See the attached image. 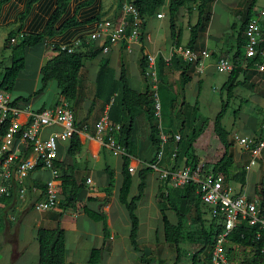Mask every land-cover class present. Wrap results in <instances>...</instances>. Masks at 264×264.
<instances>
[{
	"label": "crops",
	"instance_id": "obj_1",
	"mask_svg": "<svg viewBox=\"0 0 264 264\" xmlns=\"http://www.w3.org/2000/svg\"><path fill=\"white\" fill-rule=\"evenodd\" d=\"M119 2L120 0H71L66 11L54 23V29L57 32L42 43L25 48V67L19 73L14 90L10 93L11 99L15 101L17 107L21 110L17 118L18 122L25 123L31 112H38L66 99L61 96V90L56 80L50 81L40 94L35 95L42 87V66L56 56L57 52L54 46L68 45L74 52L83 53H88L89 48H92V46H102V41L93 42L90 37L97 32L100 24L111 28L118 25L123 17L122 12H118ZM125 2L126 0H123V6ZM169 2L170 0H166V5L158 11V13L162 12L164 14V18L159 19L157 14L147 18L143 43L128 44L127 42H121L116 46H110L108 53L102 52L96 57L86 59L84 68L80 73L79 97L76 101L66 99L72 105L75 125L82 143V151L79 155L70 157L67 155L69 140L59 139L58 141L57 163H62L65 168H73V175L82 186L77 202L73 206L65 207L62 205L64 199L60 194L61 204L59 203L57 208L45 212L35 211L34 204L44 197L46 183L51 179V172L42 168L33 171L26 179V192L24 194L15 191L14 195L10 197L11 202L8 204L2 202L3 196H0V264H38L39 242L37 233L41 227L45 229L61 227L65 230L66 261L75 264L86 262L92 248H101L104 245L105 225L109 237L101 264H147L145 257L150 254L148 245L155 244L158 238L163 239L165 242L164 222L161 212L163 207L161 208L158 200L160 194L168 192L169 189L166 183L161 180L159 172L153 170L147 175L145 193L137 203L136 214L139 219L137 241L141 252L135 250L132 246L130 240L132 223L125 205L119 199L120 188L123 183L124 155L110 149L95 137L96 125L100 120L99 109L103 108L105 113L108 112L109 107L102 106L100 102L95 103L94 93L97 73L105 60L110 61V66L116 71L117 76L121 72L123 62L127 67L131 87L136 90H143L145 81L139 69L142 47L145 55L156 57L158 65L162 63H160L162 58L166 63V69H171V73L163 78L165 87L166 85L173 87V81L181 78L182 68L174 63V57L177 56L179 50H186L185 48L191 36V34L188 35V32L191 33V26L196 24L197 14L188 16L186 26H184L185 18L181 15L189 7L180 8L176 20L177 31L181 37L180 47L177 48L172 40L171 30L170 42L164 41V45H162L159 43V34L162 33L161 30H164L166 19H169L170 26ZM57 8V0H0V81L3 79L5 70L12 64V48L25 36L40 35L46 32ZM187 12L192 13L190 10ZM254 16H260L264 21V6L258 8L256 5ZM71 20H75V22L65 27ZM239 20L240 30L243 24L242 17ZM211 29L212 25H209L204 36L202 35L203 41H201V38L199 40V46L202 45V48L204 47V50H206L201 61V64H203L201 70L204 71L202 75L209 73L215 66L214 63L210 62L207 52L214 54V57L217 54L220 56L228 53L235 56L237 53V50L233 51L231 47H228V40L225 37L219 38L213 35ZM239 33L240 31L236 37L237 48ZM10 35H13L16 43L9 42ZM242 39L246 43L245 34H243ZM124 44H127L126 48ZM244 46L240 57L237 58L242 67H239L241 73L237 79L239 85L236 89L244 87L252 92L249 99L243 102H245V110L249 111L251 109L247 108L248 105L254 104L253 113L248 117H242L240 126L235 131L223 125L230 132L228 135L229 155L233 162L232 176H234L230 182L237 194L243 193L249 197H255L258 196L257 187L261 184L264 186V150L260 158L254 164H251V154L244 150L238 138H264V63L247 65L246 68L243 63L245 58ZM206 62L208 63L206 64ZM129 64L133 66L132 74L130 73ZM261 65L263 69L259 67ZM187 74L192 77V80L186 86L185 93L183 92L185 95L181 104L189 96L190 88L194 94L196 87L199 88L203 81L201 75L197 76L189 71ZM228 74L230 76L231 73ZM91 87H93L92 92ZM26 98H28L27 101L24 100ZM166 99V96L163 97L164 103ZM243 102L239 109L241 113L244 108ZM188 104L192 106L190 103ZM258 106L262 107L257 108ZM56 130H59V127L46 128L45 135ZM162 135L163 132H161ZM166 137L168 141L171 135ZM166 142L162 144V147L167 149L164 156L169 158L174 146L166 144ZM134 144L135 155L131 157L130 165L135 166L136 171L135 173L130 172L132 175L130 198L138 194L140 183L138 172L142 168L151 165L149 163L153 159L150 127L145 113H141L137 117ZM220 145L222 156L224 147L221 142ZM195 146L197 145L195 144ZM21 147V143L17 142L14 149ZM161 167L168 168L164 163V157ZM107 168L113 170L115 174L114 186L110 189V193H107L110 182ZM241 176L242 180L240 181ZM147 197L149 199L148 205L144 201L140 207L141 202L144 199L146 200ZM86 210L103 214L105 222L91 219L86 214ZM165 213L173 224L177 222L173 210L165 209ZM172 214L174 215L173 219ZM143 253L145 254L144 258L142 257ZM142 258L144 261H142ZM181 261L180 259L177 264Z\"/></svg>",
	"mask_w": 264,
	"mask_h": 264
},
{
	"label": "trees",
	"instance_id": "obj_2",
	"mask_svg": "<svg viewBox=\"0 0 264 264\" xmlns=\"http://www.w3.org/2000/svg\"><path fill=\"white\" fill-rule=\"evenodd\" d=\"M190 0H170V30L171 38L175 42L176 47H180L181 37L177 31V14L180 8L185 7ZM198 4L196 6L197 10V22L195 25L191 26V36L190 40L186 46V50H189L195 54L199 51V40L203 34L207 31L211 19L213 4L217 0H196ZM71 0H57V10L48 26L46 32L40 35H29L21 39V41L13 47V61L9 68L4 72L3 79L0 81V89H4L8 93H12L14 90L16 80L19 73L25 67L24 57H17L19 53H23L25 48L34 47L42 43L45 39L53 36L57 31L54 29V23L57 19L66 11ZM258 0H249L247 6L246 18L240 27V33L238 36V48L237 53L234 56V61L239 63L237 58L240 57L242 53L243 46L245 44L244 39H242L243 34L247 30L250 20L254 17L255 8ZM120 9L123 6V0H120ZM133 5L137 8L140 19V43H143L146 34V20L158 14V11L166 5V0H133ZM187 11L190 8H186ZM75 20L68 22L65 27L73 24ZM13 39V35H10L9 42ZM57 52L56 56L48 60L41 68L42 87L35 93V95L40 94L52 80L58 82L59 88L61 90V96L71 100L76 101L79 97L80 90V73L84 68L85 61L87 58L96 57L98 54L103 52V46H92L89 48L88 53L75 51L69 53L67 51H62L59 47L54 48ZM201 58L198 57L199 63ZM258 60H251L248 66L253 65ZM162 62V63H161ZM159 67V77L161 83L163 84V78L165 76L166 63L161 58ZM174 63L178 64L182 68L181 80H182V91L185 93V88L189 82H191L192 77L188 75V69L192 67L189 63L184 67L178 56L175 55ZM182 63V64H181ZM148 56L144 54L143 47L141 48V57L139 60L140 74L145 81V87L143 90L133 89L130 85L128 78V71L126 65L122 62L121 72L119 76L116 75V71L110 66V61L105 60L100 66L97 73L95 81V93L94 102H100L102 106H108V115L112 124H118L121 126V138L120 141L124 145L126 150V155L123 157V168L122 176L123 183L120 188L119 199L120 202L125 205L130 220L132 223L130 240L132 246L135 250L140 251L139 244L137 241L138 231H139V219L136 214L137 203L142 199L145 189L147 187V175L153 172V168L146 166L138 172L139 185L138 194L130 198V191L132 185V175L129 171V165L131 162V157L135 155V133L137 129V117L141 113H145L150 127V141L153 148V159L149 164H154L157 161L159 153L162 151V138H161V127L156 122L154 103L155 100L151 95L152 85L149 83V79L146 76L148 70ZM241 73L240 68L234 69L230 74L228 81L223 86V89L228 93V102H224L221 111L217 114L213 121V130L219 141L224 147V152L220 159L216 162L214 166L213 173H223L229 180H232L233 162L229 155V142L228 135L229 130L223 125V118L226 115L229 108V100L234 96V90L239 85L237 79ZM201 84L199 85V88ZM25 101L28 98L24 99ZM189 105L187 101L184 100L182 107ZM199 102L195 103L193 110L195 113L198 111ZM178 116L182 119V127L185 126V117L182 112H178ZM8 124L0 132V137L5 135ZM208 126V122H204L202 127L197 130L194 129L190 139L187 141V152L190 154L186 158V164L190 168L195 170L200 162L199 156L197 155L195 142L204 133ZM1 145V141H0ZM182 148L181 140L178 141L176 146V152L173 153L174 160L177 161L178 151ZM30 150V149H29ZM82 151V143L80 141L79 135L75 133L69 140L67 155L70 157H75L79 155ZM56 167L61 171V196L64 201L62 204L65 207L73 206L79 197L81 191V184L73 175V168L67 167L62 163H55ZM188 167V166H187ZM176 170V169H172ZM107 172L110 178L109 186L107 188V193H110V189L114 186L115 174L110 168H107ZM242 176L240 177V181ZM199 185L195 182H191L188 186L181 189H172L168 192H162L159 197L166 199L168 207L162 208V216L164 222V237L165 242L172 246L177 255V264L182 257V247L181 245L186 241H191L192 243H198L201 248L192 256L191 264H200V257L203 259H209V252L212 249L214 240L221 231V224L217 219L206 218L209 214L208 208L203 204L200 193L198 192ZM46 189V188H45ZM175 190V191H174ZM258 197L261 199L262 205L264 206V186L261 184L257 187ZM2 202L8 204L11 202V198L3 197ZM190 207L194 215V223L196 230L190 232L187 230V212L185 208ZM165 209H171L175 212L177 222L173 224L167 217ZM86 214L95 221L105 222V216L103 214L95 213L90 210H86ZM258 230L256 227H251L247 222L241 221L237 224L236 229L229 236L228 250L231 252L234 248L241 247L243 250H248L253 256H248L242 260H238V255L234 254V260L240 264H264V233L262 232L261 238H258ZM105 242L101 248H94L90 251L88 259L82 264H101L103 261V255L105 251V246L107 239L109 237V232L107 226L104 228ZM37 238L39 242V262L38 264H75L66 261V232L61 227L56 229H45L39 228L37 233ZM246 254V253H245ZM143 258L145 254H142ZM142 258V261L144 259ZM205 262V261H204Z\"/></svg>",
	"mask_w": 264,
	"mask_h": 264
},
{
	"label": "built area",
	"instance_id": "obj_3",
	"mask_svg": "<svg viewBox=\"0 0 264 264\" xmlns=\"http://www.w3.org/2000/svg\"><path fill=\"white\" fill-rule=\"evenodd\" d=\"M159 19L164 14H157ZM141 19L133 0H126L123 6V17L115 27H107L100 24L97 32L93 33L90 40L102 41L103 52L108 53L110 46H116L121 42L139 43ZM246 43L245 67L248 60H258L264 63V24L260 16H254L245 31ZM16 43V39H11ZM62 51L73 53L68 45L54 46ZM177 56L187 62H197L198 57L189 50H179ZM148 70L146 76L152 84L151 95L155 100V116L162 115V102L159 95L158 65L156 57L148 56ZM239 62V60H238ZM242 67L230 59H220L216 64L219 73H232L234 69ZM263 69V66H259ZM247 68V67H246ZM21 110L17 107L10 93L0 89V132L8 124L5 135L0 137V196L10 198L15 191L20 194L26 192L25 181L31 173L38 168L47 169L51 172V179L46 183L44 197L34 204L37 212L50 211L58 207L61 194V171L56 167L59 154V139L70 140L75 133H79L74 120L72 105L63 99L54 106L44 108L38 112H31L25 123L17 121ZM59 127V130L45 135L46 128ZM95 137L110 149L126 155L122 145L121 126L112 124L108 112L100 118L96 125ZM162 144L167 141L165 135L161 136ZM178 141L180 135H175ZM244 150L251 154V164L260 158L264 150V138H238ZM17 142L22 147L14 149ZM163 146V145H162ZM30 149V150H29ZM164 152L159 153L157 161L149 165L153 170L159 172L161 180L166 183L169 190L181 189L191 182L199 185L198 192L203 204L208 208L211 219H217L222 228L214 240L209 259L206 264H240L234 260L228 251L229 236L236 229L237 224L245 221L251 227L258 230V238L264 233V206L258 196L249 197L243 193L237 194L230 180L223 173L202 175V168L198 166L195 170L185 167L178 170L162 168ZM129 171L135 173L136 167L129 166Z\"/></svg>",
	"mask_w": 264,
	"mask_h": 264
},
{
	"label": "rangeland",
	"instance_id": "obj_4",
	"mask_svg": "<svg viewBox=\"0 0 264 264\" xmlns=\"http://www.w3.org/2000/svg\"><path fill=\"white\" fill-rule=\"evenodd\" d=\"M248 2L249 0H218L213 4L212 20L210 24L212 25L211 33L219 38L225 37V39L228 40V47L229 48L231 47L233 51L237 50L236 37L238 35V32L240 31L239 18L242 17V22L245 20ZM197 4L198 1L196 0H190L186 4V7H189L192 13L189 14L187 11L185 10L183 11L182 13L183 15L181 16L185 18L184 26H186L187 23L186 19L188 18V16L197 14V10H196ZM263 6H264V0H258L257 7L260 8ZM118 12H122L123 14V6L121 9L119 8ZM163 29L164 30H161L162 33L159 34L160 35L159 43L162 45H164V41L165 42L168 41L169 43L171 40L169 19L165 20ZM188 35H190V32H188ZM203 36L201 37V41H203ZM140 37L141 34L138 39L139 43H140ZM124 47L126 48L127 44L126 45L124 44ZM199 51L200 53H197L196 55L197 57H200L202 61L203 54L204 52H206V50H204V47L202 48V45H200ZM207 54L210 59V62L214 63L215 66L213 67V69H211V71H209V73H206L204 75H202L204 71L201 70V68H203L202 66L203 64H201V61L199 63L187 62L183 60L181 57H179V59L183 63L181 64L184 67H186L189 63H191L192 67L188 69L189 72L196 74L197 76L201 75V77H203L201 87L200 88L196 87L194 94L191 92L192 91L191 88L190 91L188 89L189 96H187L185 101L190 103L192 106L187 105L182 107L181 101L183 100L185 94L182 91L181 78L175 79V81H173L174 82L172 84L173 87H170L168 85H166L165 87L164 83L163 84L161 83L159 77V67L157 69L158 80H159V95L162 102V115L161 117L158 116L155 117H156V122L161 127V132H163V135L165 136L171 135L170 139L168 138L166 144H171L172 146H174V148L173 151L170 153L169 158L164 156V163H166L168 169L170 170L183 169L187 166L189 167V165H187L185 162L186 158L190 156V154L187 152V148H188L187 141L190 139L193 130L194 129L199 130L202 127L203 123L206 121L208 122V126L205 130V133L195 142V144L197 145L195 146L197 148L196 152L200 159L198 166L202 168V175L212 173L214 170V166L216 165V162L221 157V145H220V141L218 140L217 136L214 133L213 121L217 116V114L221 111L223 103L228 102V93L226 90L223 89V85L228 81L229 74L225 72L218 73L216 70V64L222 58L234 60V54L232 55L228 53V54H221L220 56L217 54L216 57L213 56L214 54L208 52ZM17 57H25V53L24 52L19 53ZM207 63L208 62H206V64ZM130 70H131L130 73L132 74V70H133L132 65L130 66ZM164 72H165V76H167V74L171 73V69L170 68L165 69ZM92 89L93 87H91V92ZM250 95H252V92L244 87H239L234 92V98L232 97L229 100V108L223 119V124L228 129L230 130L234 129V131L237 130V128L240 126V119H242V117L245 118L252 115L254 104L251 106L248 105L247 108L251 109V111H249V110H245L246 109L244 106L245 102H243L249 99ZM165 96L167 97V99L166 102L164 103L163 97ZM197 100L199 102V105H198V111L197 113H195L193 110V106L195 105ZM242 102L244 108L242 109L243 111L241 113L239 109L241 107ZM259 107L261 108L262 106H258L257 108ZM178 112H182L184 114L185 117L184 128L182 127L183 121L178 116ZM98 113H99V118H101L104 115L103 108L99 109ZM235 121L237 122L235 123ZM175 135H180L182 142V148L180 150H177L178 151L177 161L174 160V156H173V153L176 152V146L178 144ZM166 150H167L166 148L163 149L164 154H166L167 152ZM148 200H149L148 197L146 200L144 199L143 202H141L140 207L143 205L144 201L145 204L148 205ZM158 202L161 205V208L168 207L165 198L159 197ZM182 208H185L187 212V221H186L187 230H189L190 232L195 231L196 226L194 223V215L192 213L191 208L187 206ZM140 215L143 219L141 210H140ZM171 216L173 219L174 215L172 214ZM206 218L208 220L211 219L210 212L208 215H206ZM181 247L183 253L181 258L182 261L179 264H191L192 256L200 250L201 245L198 243H192L191 241H186L181 245ZM148 252H150V254L145 257V261L147 262V264L176 263L177 255L175 249L172 246L168 245L166 242H164L163 239L158 238L155 244L148 245ZM229 253L233 259H234V254L238 255V260L239 259L242 260L243 258L248 257L249 255L253 256V254L250 253L247 249L243 250V248L241 247L238 248L233 247V250L231 252L229 251ZM200 264H206V260L203 259V256L200 257Z\"/></svg>",
	"mask_w": 264,
	"mask_h": 264
}]
</instances>
